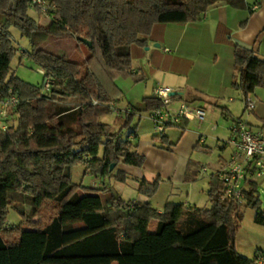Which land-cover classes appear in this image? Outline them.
I'll return each mask as SVG.
<instances>
[{"label": "trees", "instance_id": "16d2710c", "mask_svg": "<svg viewBox=\"0 0 264 264\" xmlns=\"http://www.w3.org/2000/svg\"><path fill=\"white\" fill-rule=\"evenodd\" d=\"M50 1L57 16L45 26L29 16V0H0V100L10 90L20 99L17 124L0 129V264H264L263 252L250 259L235 246L246 208L255 209L256 221L264 225L254 182L246 190L247 202L240 204L225 198L217 172L210 179L209 208L167 203L159 212L150 201L113 194L102 198L104 190L79 186L71 173L87 164L92 175L112 176L113 162L133 167L145 162L132 150L136 144L121 133L138 113L162 109L160 98L145 97L130 107L118 132L100 122L113 111L110 104L123 97L116 73L131 69L133 60L124 46L146 47L158 24L196 22L218 1L243 7L245 0ZM11 27L29 39L32 49L21 52L22 58L41 66L51 80L47 93L11 71L19 52ZM53 36H74L81 43L88 39L92 47L83 43L90 52L86 60L78 63L41 49ZM234 47L233 87L246 104L255 88L264 87V60L239 44ZM210 103L231 118L226 106ZM155 139L173 145L162 133ZM101 147L104 153L98 157ZM114 177L126 179L121 171ZM159 184V178L143 180L139 193L152 197ZM11 209L21 221L8 227ZM153 221L158 225L151 232Z\"/></svg>", "mask_w": 264, "mask_h": 264}, {"label": "crops", "instance_id": "0c3cea01", "mask_svg": "<svg viewBox=\"0 0 264 264\" xmlns=\"http://www.w3.org/2000/svg\"><path fill=\"white\" fill-rule=\"evenodd\" d=\"M45 43L40 48L53 53L44 46ZM235 44L252 50L255 56L264 60V0H245L243 7H233L224 1H218L202 13L196 22L156 25L147 49L136 48L132 55L131 69L117 74L123 97L120 102L115 103V107L124 112L139 104L143 98L154 96L157 87L168 86L181 93V100L200 109L203 118L183 120L180 124L185 125L184 128L174 125L166 127L163 132H157L150 112L138 113L127 128V133H121V138L130 139L136 144L132 150L145 156L143 166L133 167L120 162L113 168L112 176L104 177L109 181L108 185L105 181L94 180L93 177L100 175H91L90 185H86L84 179L83 183L76 184L104 190L99 193L102 198L111 195L110 188L114 182L130 185L137 191V196L129 201H150L159 212L164 211L167 203L209 208L211 204L207 194L211 175L226 167L236 152L230 139L228 119H222L219 110L210 103L217 101L222 105L221 100L233 103L237 97L242 98L240 90L233 87L237 76ZM69 57L74 62L83 63L87 55L75 59L73 56ZM43 74L45 76L44 71ZM260 92H264V87L255 88L250 96ZM10 110L16 113V109L8 108L9 119L14 117ZM110 114L115 116L114 120L109 118L110 115H103L100 122L109 125L111 132H118L125 122L126 114ZM263 118L264 115L257 114V119ZM245 122L250 124L248 120ZM257 124H260L257 130L264 133L263 122L258 121ZM161 133L172 146L161 139H155ZM103 153L104 147H101L98 157H102ZM215 154L212 163L215 170L209 171L201 162L209 160L210 155ZM120 171L126 175L123 182L114 177ZM84 173H87L86 170ZM157 178L160 179V184L154 196L139 193L143 180L152 183ZM256 215L255 209H245L243 220L235 234V246L241 256L250 259L260 251L263 252L260 260L264 261V225L256 221Z\"/></svg>", "mask_w": 264, "mask_h": 264}, {"label": "built area", "instance_id": "2783aa9c", "mask_svg": "<svg viewBox=\"0 0 264 264\" xmlns=\"http://www.w3.org/2000/svg\"><path fill=\"white\" fill-rule=\"evenodd\" d=\"M32 8L46 15L50 21L57 16V6L50 0H29ZM43 72V70L41 69ZM50 80V79H49ZM51 81V80H50ZM51 84V82H50ZM50 84L47 85L50 87ZM10 96L0 100V129L6 130L8 108H16L20 103L17 94L12 90ZM156 97L164 102L162 109L150 112V118L155 123L157 132H163L167 124L178 125L183 120L203 118V113L197 107L181 100V93L168 86H159L154 91ZM117 115L126 114L130 109L122 112L117 110L115 103L110 104ZM247 109H255V101L248 98ZM231 142L235 145L236 152L229 164L218 172L219 181L223 182L225 198L234 199L236 202L246 203V190L251 183L264 179V133L255 131L243 120L233 121L230 125ZM257 184V183H256ZM262 260V259H261ZM263 262V261H261Z\"/></svg>", "mask_w": 264, "mask_h": 264}, {"label": "rangeland", "instance_id": "374dc122", "mask_svg": "<svg viewBox=\"0 0 264 264\" xmlns=\"http://www.w3.org/2000/svg\"><path fill=\"white\" fill-rule=\"evenodd\" d=\"M28 14L30 17L34 18L37 22L40 21L39 23L42 25H47L48 22H50V19L46 15L41 14L39 11H37L36 9L32 7L29 8ZM10 32L12 33V36H13V42L19 51L17 52V54L15 55V57L13 58L11 62V65H10L11 71L15 73L17 77L24 80L25 82L31 83L38 87L43 86L44 93H47L50 90V87L47 84L48 83L50 84L51 81L45 80V76L43 72L41 71V66H39L36 63H33V61H30L26 57L22 58L21 52L23 51L29 52L32 49L29 39L27 37L22 36L20 31L16 29L15 27H11ZM44 46L48 48L49 51L53 52L54 54L73 56L74 59L77 57L83 56V55L88 56L90 53L87 46L79 42L78 39L74 36H66V37H54L53 36L48 41H46ZM147 47L148 46L143 47V50H146ZM123 48L125 51L130 52L132 55H134V52L136 51V48H138V46H135V45H132L129 47L124 46ZM118 73H116V77H115L116 85H118V82H119V81L117 82ZM249 98L255 101V109H247L246 104L241 97H237L236 101L233 103L225 102L224 100H221V102L223 103L222 104L223 106H226L228 109H230L229 111L231 112V116H230L231 118H229L227 121L230 123V125L233 122V119H241L244 121L248 120L250 122V124L248 123V125L252 127V129H254L255 131H258L257 129L260 126V124H257V123L258 121L261 122L262 120L257 119V114L264 115V92H260L258 94L254 93ZM120 101L121 100H119V102ZM119 108H123V107L119 106ZM217 109L219 110L221 114L220 109L219 108ZM10 112L12 113V115H14V117L8 119L9 121L8 124L16 125L17 124V117H16L17 113H15V111L13 110H10ZM112 113L117 115L114 111H112ZM108 115H110L109 118H112L113 120L115 119V116H113L112 114H107V116ZM221 118L222 119L224 118L222 114H221ZM126 133H127V128H124L122 134H126ZM215 156L216 154L213 156L210 155L209 160L205 162H201L203 165H206V167H208L209 171L215 170L214 166H212L213 165L212 163H214ZM73 170L75 171H72L71 173H72V180L74 183L81 184L83 183L82 180L84 179V183L86 185L89 184V179L92 177L91 176L92 174L88 173L87 171H86L87 172L86 174L84 173V171L87 170V164H81V165L75 166ZM104 177L106 176L100 175L98 177H93V178L97 182L105 181L106 185H108L109 181H106V178ZM115 183L116 182H114L112 184L113 186L110 188L111 194L117 195V196L119 195L126 200L136 199L135 197L137 196V191L135 190V188L133 189L130 185H123L120 183L115 184ZM256 183L259 186L258 193L262 201V210H264V179H260ZM243 204L245 205V203ZM20 221H21V217L19 216V214L15 210L11 209L8 220H7V226L11 227L13 226V224H18ZM157 225H158V222L153 221L149 226V230L151 232H154L157 228ZM114 264H117V263H114Z\"/></svg>", "mask_w": 264, "mask_h": 264}, {"label": "water", "instance_id": "95a60500", "mask_svg": "<svg viewBox=\"0 0 264 264\" xmlns=\"http://www.w3.org/2000/svg\"><path fill=\"white\" fill-rule=\"evenodd\" d=\"M81 41L85 44H87V46L90 48L92 47V43L90 41H88V39H85V38H81ZM116 163L113 162L110 164V170H113V168L115 167Z\"/></svg>", "mask_w": 264, "mask_h": 264}]
</instances>
